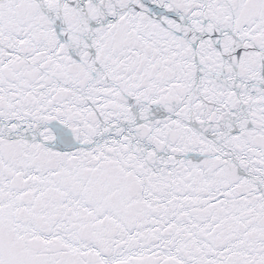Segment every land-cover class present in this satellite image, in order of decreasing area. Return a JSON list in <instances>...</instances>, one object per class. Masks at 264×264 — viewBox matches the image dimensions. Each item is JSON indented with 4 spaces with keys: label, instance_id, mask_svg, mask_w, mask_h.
Segmentation results:
<instances>
[{
    "label": "snow or ice",
    "instance_id": "obj_1",
    "mask_svg": "<svg viewBox=\"0 0 264 264\" xmlns=\"http://www.w3.org/2000/svg\"><path fill=\"white\" fill-rule=\"evenodd\" d=\"M0 264H264V0H0Z\"/></svg>",
    "mask_w": 264,
    "mask_h": 264
}]
</instances>
